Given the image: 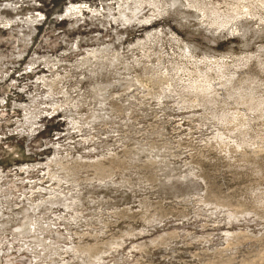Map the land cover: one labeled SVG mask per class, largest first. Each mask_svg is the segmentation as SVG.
<instances>
[{
  "label": "rangeland",
  "instance_id": "1",
  "mask_svg": "<svg viewBox=\"0 0 264 264\" xmlns=\"http://www.w3.org/2000/svg\"><path fill=\"white\" fill-rule=\"evenodd\" d=\"M0 264H264V0H0Z\"/></svg>",
  "mask_w": 264,
  "mask_h": 264
},
{
  "label": "bare ground",
  "instance_id": "2",
  "mask_svg": "<svg viewBox=\"0 0 264 264\" xmlns=\"http://www.w3.org/2000/svg\"><path fill=\"white\" fill-rule=\"evenodd\" d=\"M188 6V5H187ZM82 7H78V6H75V5H71L69 8H66V10H65V12H66V14H69V13H73V12H75V11H78V13H82V11H80V9H81ZM193 8H195V6L193 7ZM198 8V7H197ZM197 8H196V10H197ZM188 9H192V8H188ZM195 10V9H194ZM199 10V9H198ZM197 10V11H198ZM204 11V10H203ZM214 12V11H213ZM216 13V12H215ZM214 13V14H215ZM210 22V21H209ZM144 23V22H143ZM9 24V23H8ZM215 25V24H214ZM226 30V29H225ZM74 199V198H73ZM32 232L33 230L32 229H30L29 230V232ZM28 232V231H27ZM24 234V233H23ZM25 235V234H24ZM27 240V239H26Z\"/></svg>",
  "mask_w": 264,
  "mask_h": 264
}]
</instances>
